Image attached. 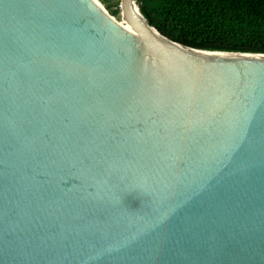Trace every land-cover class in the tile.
Here are the masks:
<instances>
[{"label":"water","instance_id":"95a60500","mask_svg":"<svg viewBox=\"0 0 264 264\" xmlns=\"http://www.w3.org/2000/svg\"><path fill=\"white\" fill-rule=\"evenodd\" d=\"M119 7L0 0V264H264V55Z\"/></svg>","mask_w":264,"mask_h":264},{"label":"trees","instance_id":"16d2710c","mask_svg":"<svg viewBox=\"0 0 264 264\" xmlns=\"http://www.w3.org/2000/svg\"><path fill=\"white\" fill-rule=\"evenodd\" d=\"M136 5L150 26L179 44L264 55V0H136Z\"/></svg>","mask_w":264,"mask_h":264},{"label":"rangeland","instance_id":"374dc122","mask_svg":"<svg viewBox=\"0 0 264 264\" xmlns=\"http://www.w3.org/2000/svg\"><path fill=\"white\" fill-rule=\"evenodd\" d=\"M96 1L110 14L111 17L114 16L113 18H115L118 22L122 20L121 10L119 7L120 0H105L106 4L105 3L103 4L100 0H96Z\"/></svg>","mask_w":264,"mask_h":264},{"label":"bare ground","instance_id":"6f19581e","mask_svg":"<svg viewBox=\"0 0 264 264\" xmlns=\"http://www.w3.org/2000/svg\"><path fill=\"white\" fill-rule=\"evenodd\" d=\"M95 2H97L96 0H94ZM97 4L104 10V11H106L98 2H97ZM136 13V15H137V17L138 18H140V14H139V12H138V9H136V11H135ZM108 16L110 15L107 11L105 12ZM110 17V16H109ZM119 22H121V23H125L123 20H121V21H119Z\"/></svg>","mask_w":264,"mask_h":264}]
</instances>
